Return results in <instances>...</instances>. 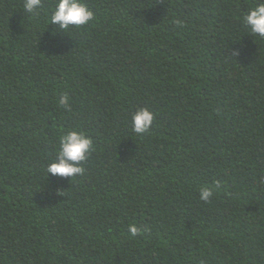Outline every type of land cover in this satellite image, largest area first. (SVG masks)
<instances>
[{
  "label": "trees",
  "instance_id": "trees-1",
  "mask_svg": "<svg viewBox=\"0 0 264 264\" xmlns=\"http://www.w3.org/2000/svg\"><path fill=\"white\" fill-rule=\"evenodd\" d=\"M82 2L94 19L53 33L54 0H0V264H264L257 0ZM71 130L84 174H47Z\"/></svg>",
  "mask_w": 264,
  "mask_h": 264
},
{
  "label": "clouds",
  "instance_id": "clouds-1",
  "mask_svg": "<svg viewBox=\"0 0 264 264\" xmlns=\"http://www.w3.org/2000/svg\"><path fill=\"white\" fill-rule=\"evenodd\" d=\"M42 0H23V9L27 14L37 13L41 7ZM94 19L93 11L82 2V0H54V8L51 12L48 25L55 26L53 33L59 30H69L73 27L88 25ZM242 22L249 32L259 38H264V0H257L254 6L249 7L243 16ZM47 25V26H48ZM52 36L55 38V35ZM238 52H233L237 56ZM69 97L61 94L59 103L67 105ZM155 114L148 108H140L132 115V131L136 134H144L153 125ZM93 150L92 139L82 132L75 130L63 133L59 138L57 154L47 166V174L62 178H73L83 175L85 172L82 166L88 155ZM213 197V189L202 187L199 190V199L205 203ZM143 229L135 224L129 226V233L132 237L137 236Z\"/></svg>",
  "mask_w": 264,
  "mask_h": 264
}]
</instances>
